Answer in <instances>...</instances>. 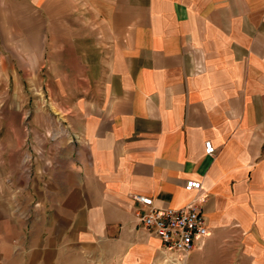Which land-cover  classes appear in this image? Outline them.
<instances>
[{"label": "crops", "instance_id": "crops-1", "mask_svg": "<svg viewBox=\"0 0 264 264\" xmlns=\"http://www.w3.org/2000/svg\"><path fill=\"white\" fill-rule=\"evenodd\" d=\"M4 3L47 9L50 31L21 44L32 71L3 75L19 130L0 133V264H157L133 195L201 209L184 264H264V0Z\"/></svg>", "mask_w": 264, "mask_h": 264}, {"label": "rangeland", "instance_id": "rangeland-1", "mask_svg": "<svg viewBox=\"0 0 264 264\" xmlns=\"http://www.w3.org/2000/svg\"><path fill=\"white\" fill-rule=\"evenodd\" d=\"M5 2V3H4ZM0 0V114L3 112L6 117L3 119L0 118V133L8 134L9 139L14 138V134L18 132L17 124V109L15 107L11 108L14 103L16 104V97L18 93L16 90H13L14 83L13 78H8L3 75L6 74L7 70L17 71L20 70V76L22 78V70L26 69L27 71L33 70V61H18V55H21V49L24 40L29 37H33L39 31H42L46 35L50 31L49 29V15L50 13L42 10L40 13L30 12L26 8L21 7L15 9L12 12H8L3 3L6 4V0ZM46 8V7H45ZM40 25L43 29L40 28ZM32 80V77L24 79V97L26 102L31 106L33 101L44 99L46 96L45 93H36L33 92L32 88L29 86L30 83L27 81ZM9 87V89H7ZM21 95V94H19ZM46 98V97H45ZM5 102V103H4ZM8 108H7V105ZM31 119V114L29 116ZM9 120V122H8ZM10 143L15 144L16 141L9 140ZM13 141V142H12ZM167 257V261L165 258ZM166 257L162 255V260L160 259L157 264H184L187 259L181 258L177 255L168 254ZM73 264H76L74 262ZM84 264H99L94 262H86Z\"/></svg>", "mask_w": 264, "mask_h": 264}, {"label": "built area", "instance_id": "built-area-1", "mask_svg": "<svg viewBox=\"0 0 264 264\" xmlns=\"http://www.w3.org/2000/svg\"><path fill=\"white\" fill-rule=\"evenodd\" d=\"M204 153L207 156L215 155L216 150L210 141L204 143ZM200 189L199 181L189 180L184 184L187 192ZM131 198L136 203V223L160 241L165 255H177L187 259L197 248V242H201L208 235L203 213L192 203L181 208L159 209L148 196L133 195Z\"/></svg>", "mask_w": 264, "mask_h": 264}]
</instances>
